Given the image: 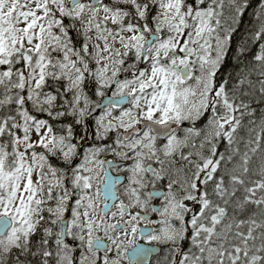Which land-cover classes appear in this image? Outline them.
I'll return each instance as SVG.
<instances>
[{
    "label": "snow or ice",
    "instance_id": "snow-or-ice-1",
    "mask_svg": "<svg viewBox=\"0 0 264 264\" xmlns=\"http://www.w3.org/2000/svg\"><path fill=\"white\" fill-rule=\"evenodd\" d=\"M0 264H264V0H0Z\"/></svg>",
    "mask_w": 264,
    "mask_h": 264
},
{
    "label": "trees",
    "instance_id": "trees-1",
    "mask_svg": "<svg viewBox=\"0 0 264 264\" xmlns=\"http://www.w3.org/2000/svg\"><path fill=\"white\" fill-rule=\"evenodd\" d=\"M249 11H251V9H249ZM248 20H249V16L246 14L245 17H244V23L241 25V28H240L239 33H238V36L243 34L244 28L248 24Z\"/></svg>",
    "mask_w": 264,
    "mask_h": 264
},
{
    "label": "flooded vegetation",
    "instance_id": "flooded-vegetation-1",
    "mask_svg": "<svg viewBox=\"0 0 264 264\" xmlns=\"http://www.w3.org/2000/svg\"><path fill=\"white\" fill-rule=\"evenodd\" d=\"M110 158V157H109ZM138 243H141V244H143L144 242L141 240V241H138Z\"/></svg>",
    "mask_w": 264,
    "mask_h": 264
}]
</instances>
